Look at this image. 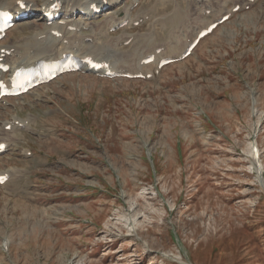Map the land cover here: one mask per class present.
Here are the masks:
<instances>
[{
	"label": "rangeland",
	"instance_id": "rangeland-1",
	"mask_svg": "<svg viewBox=\"0 0 264 264\" xmlns=\"http://www.w3.org/2000/svg\"><path fill=\"white\" fill-rule=\"evenodd\" d=\"M153 2L128 16L171 15L177 6L161 0L152 10ZM257 2L151 80L70 74L24 104L0 107V122L33 120L0 132L10 141L0 171L11 175L0 185V264H264V185L249 166L253 144L264 178V0ZM174 17L162 21L170 37ZM194 17L185 13V32ZM26 20L4 43L47 27ZM193 22L192 34L202 23ZM150 29L148 22L120 34L146 44L159 29L139 33ZM158 36L155 43L166 32ZM184 41L170 51L178 55ZM143 44L123 48L137 46L123 53L126 63Z\"/></svg>",
	"mask_w": 264,
	"mask_h": 264
},
{
	"label": "bare ground",
	"instance_id": "bare-ground-1",
	"mask_svg": "<svg viewBox=\"0 0 264 264\" xmlns=\"http://www.w3.org/2000/svg\"><path fill=\"white\" fill-rule=\"evenodd\" d=\"M15 1L16 0H10L8 2H5V4L7 6L16 8L14 6L15 5ZM28 1L34 2L33 0H28ZM90 1H94V0H84V1H82V0H64V4L68 5V6H73L74 8L75 7L77 8V7H80L81 5H86V3L90 2ZM118 1L119 0H108V2L110 4L113 3V6H115L114 3L118 2ZM199 1L200 0H191L192 4L191 5L189 4L190 5L189 8H190L191 11L192 10L197 11L195 9L196 7L193 8V5L198 6L197 4H198ZM218 1L219 0H216L215 2H212V3L208 2V4L206 6L202 7V9H201V11L199 13H202L205 9L215 10L217 12L216 19L219 18L220 16H222L223 14L226 13V11H225V9H226V1H224L221 4H219ZM245 1H247V0H245ZM256 2H257V0H254V3H256ZM98 4H101L100 0L98 1ZM235 4H238V2H235L232 6L234 7ZM244 4H248V3H243V6H244ZM113 6H111V7H113ZM232 6L228 10L232 9L233 8ZM111 7L107 8V10L105 12L110 10ZM124 11H125V13H124ZM124 11H123L124 15H122L121 17H118V15H115L114 17H110V18L106 19L104 22H102L101 24H98L96 26H91L88 23H86V25L89 26V30L91 31V33H90V35H88V37H92V39H93V42L88 43L86 45H84V43H83L85 37H83L82 35L72 34L73 40H78V41H70L68 44H64V43H62L61 39L56 38V36H53V35L50 34L49 31H50L51 27L47 26L45 30H42V29H39V28H35L33 30V38H27V36H24V41L26 39H28L29 41L32 40L34 43H31L28 40H26L24 43H21V44L18 45V47L20 49H22V51H19V52L15 51V53H16V57L15 58H17V59H14V64L17 63V62H24V61L29 62L30 60L35 59L41 53L42 54H46V53L55 54V53H62L63 51L69 49V50H72V51L79 50L81 52L89 51L91 53H94L97 57H99L101 59H105V60L113 62L114 63V67H119V66H123V65L131 67L128 63H126L127 60L123 56L124 52H121L120 50H118L119 43L117 42V40H115L116 37H115V39H112L113 37L111 38V34L110 33H106L107 32L106 31L107 27H111L115 23L121 22V21L125 20L126 18H129L128 14L130 12V6H127V8L124 9ZM172 14L176 15L179 19L184 20L185 13L182 12V10L178 7V3H177V6L172 11ZM139 17H141V16H138L135 19H137ZM174 18L172 20H168L170 26H175L174 23H173ZM216 19L211 20L209 22L207 21L208 22L207 24L215 21ZM39 20L40 21L42 20L44 23H46L45 20H43L42 18L39 19ZM166 20L167 19H165L164 21H166ZM73 21H76V20L74 19ZM18 22H20V20ZM76 22H78V21H76ZM62 28H64V26H62ZM213 31L211 33H213ZM40 35H43V36H40ZM103 35H104V37H108L109 36V38H111L112 41L108 40V41L104 42L103 40H101ZM141 36H143V35H141ZM66 37H69V36L67 35ZM77 44H78V46H77ZM174 48H175V45H173L171 47V50H173ZM19 56H22L23 58L19 60L18 59ZM142 57L143 56H141L140 59ZM128 59H129V56H128ZM6 102H7V100H6ZM7 133H9V132H7ZM0 142H2V141H0ZM4 142L6 143V141H4ZM251 150H252V146H251L250 151ZM250 161L252 163V164L250 163V165H249L251 170H255L256 172L257 171L259 172L260 169L258 168L257 164H255L256 161L254 159L253 151L250 154ZM261 185H263L262 182H261Z\"/></svg>",
	"mask_w": 264,
	"mask_h": 264
}]
</instances>
